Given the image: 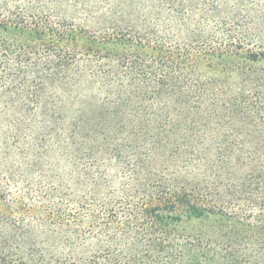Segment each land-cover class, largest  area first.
Segmentation results:
<instances>
[{
  "label": "trees",
  "instance_id": "trees-1",
  "mask_svg": "<svg viewBox=\"0 0 264 264\" xmlns=\"http://www.w3.org/2000/svg\"><path fill=\"white\" fill-rule=\"evenodd\" d=\"M0 264H264V0H0Z\"/></svg>",
  "mask_w": 264,
  "mask_h": 264
},
{
  "label": "rangeland",
  "instance_id": "rangeland-1",
  "mask_svg": "<svg viewBox=\"0 0 264 264\" xmlns=\"http://www.w3.org/2000/svg\"><path fill=\"white\" fill-rule=\"evenodd\" d=\"M105 3V2H104ZM67 12L66 13H69L73 18L72 19H74V20H76V22L78 23V24H81V25H83V26H86V27H89V28H96V27H98V19H93V18H90V19H87V20H85V18H82L81 17V15L79 14V13H75L74 12V9H76L75 8V6H74V3H72V4H68L67 5ZM79 8V7H78ZM64 13H65V9H64ZM103 13V12H102ZM95 17H99L100 19L101 18H107L106 16H104V15H101V14H97L96 13V15H94ZM69 19V18H68Z\"/></svg>",
  "mask_w": 264,
  "mask_h": 264
}]
</instances>
